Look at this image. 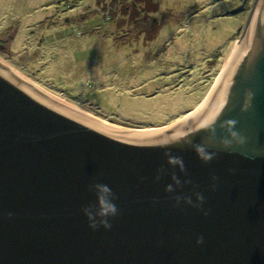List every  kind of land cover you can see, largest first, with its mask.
I'll return each mask as SVG.
<instances>
[{
    "label": "water",
    "instance_id": "water-1",
    "mask_svg": "<svg viewBox=\"0 0 264 264\" xmlns=\"http://www.w3.org/2000/svg\"><path fill=\"white\" fill-rule=\"evenodd\" d=\"M94 181L114 194L107 228L83 210ZM0 264H264V0L207 104L163 133L107 125L0 60Z\"/></svg>",
    "mask_w": 264,
    "mask_h": 264
},
{
    "label": "rangeland",
    "instance_id": "rangeland-1",
    "mask_svg": "<svg viewBox=\"0 0 264 264\" xmlns=\"http://www.w3.org/2000/svg\"><path fill=\"white\" fill-rule=\"evenodd\" d=\"M128 1L0 0V60L110 125L180 126L214 93L256 0H156L154 38L122 15Z\"/></svg>",
    "mask_w": 264,
    "mask_h": 264
},
{
    "label": "clouds",
    "instance_id": "clouds-1",
    "mask_svg": "<svg viewBox=\"0 0 264 264\" xmlns=\"http://www.w3.org/2000/svg\"><path fill=\"white\" fill-rule=\"evenodd\" d=\"M197 150L200 152V154L203 156L204 159H208L210 154L203 152L200 148V146H197ZM179 160L178 157H169L170 162H177ZM166 187L171 190L172 185L168 184ZM90 190L95 196V201L92 202L90 205H87L84 207V212L86 216L89 217V223L90 226L96 227L97 222V216L102 217V219L99 221V223H102L104 227H110V221L108 220V217L111 215H115L117 212V205L113 199V192L110 187L105 182L102 181H94L92 184L89 185ZM198 198L200 200L203 199L202 194H198ZM189 202H191V198H187ZM203 237H198V242L202 241Z\"/></svg>",
    "mask_w": 264,
    "mask_h": 264
},
{
    "label": "trees",
    "instance_id": "trees-1",
    "mask_svg": "<svg viewBox=\"0 0 264 264\" xmlns=\"http://www.w3.org/2000/svg\"><path fill=\"white\" fill-rule=\"evenodd\" d=\"M130 1L128 2H130L132 8L129 7V4L123 2L122 15L131 16L132 14H134L135 19L139 18L141 22H145L150 26H152L151 28L148 27L146 28L145 26H143L144 28L140 29V33L145 32L147 33V35H149L148 37L154 38L160 27V22L156 17V13L158 12L159 9L156 0H130Z\"/></svg>",
    "mask_w": 264,
    "mask_h": 264
},
{
    "label": "bare ground",
    "instance_id": "bare-ground-1",
    "mask_svg": "<svg viewBox=\"0 0 264 264\" xmlns=\"http://www.w3.org/2000/svg\"><path fill=\"white\" fill-rule=\"evenodd\" d=\"M236 51H237V48H235L234 49V51L232 52V54H231V56H230V58H229V60H228V62H227V65H226V68H225V70H224V73L227 71V69H228V67H229V65H230V63H231V61H232V59H233V57H234V55H235V53H236ZM224 75V74H223ZM221 79H222V77H221ZM221 79L219 80V82H218V84L216 85V87H215V89H214V91L213 92H215L216 91V89H217V86L219 87V84H220V82H221ZM213 94V93H212ZM212 96V95H211ZM211 96H209L210 98H211ZM207 104V103H206ZM201 108V107H200ZM200 108L197 110V111H199L200 110ZM196 111V112H197ZM195 112V113H196ZM194 113V114H195ZM193 114V115H194ZM88 115V114H87ZM97 120H99V121H101V122H103V123H105V124H107V125H110L109 123H107V122H104V121H102V120H100V119H97ZM185 121V120H184ZM110 126H113L112 124L110 125ZM113 127H117V126H113ZM179 126H177V128H178ZM117 128H120V129H123V130H126L125 128H122V127H117ZM173 128H175V127H173ZM170 129H172L171 127H167V128H164V129H156V130H133V131H136V132H148V133H163V132H166V131H168V130H170ZM128 130V129H127Z\"/></svg>",
    "mask_w": 264,
    "mask_h": 264
}]
</instances>
